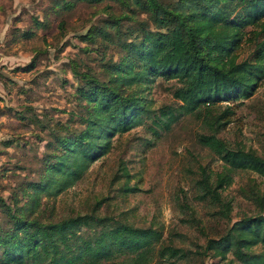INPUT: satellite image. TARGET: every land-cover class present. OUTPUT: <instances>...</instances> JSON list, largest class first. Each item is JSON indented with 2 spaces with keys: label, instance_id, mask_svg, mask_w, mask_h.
I'll use <instances>...</instances> for the list:
<instances>
[{
  "label": "rangeland",
  "instance_id": "obj_1",
  "mask_svg": "<svg viewBox=\"0 0 264 264\" xmlns=\"http://www.w3.org/2000/svg\"><path fill=\"white\" fill-rule=\"evenodd\" d=\"M114 1L0 0V198L10 209L6 211L0 202V234L10 231L19 215L12 200H18L17 206L25 201L29 185L41 179L58 142L83 128L80 117L86 116V105L78 102L76 88L86 78L105 82L106 66L126 52L122 43L140 40L136 25L146 20L140 13L129 22L122 18L119 32L106 28L105 36L98 34L103 21L127 15L125 5ZM160 1L173 7L178 0ZM263 19L250 20L240 28L244 34L234 53L236 62H254L255 45L262 36L255 33ZM88 30L92 39L82 38ZM177 87L176 80L161 77H149L137 87H121L125 93L138 88L142 112L137 124L115 133L104 154L72 186L52 198L39 195L35 216L43 222L77 214L95 217L77 228L73 246L93 243L120 224L146 230L147 238L151 237L146 264H225L228 260L244 264L231 253L205 246L233 223L264 215V198L261 205L255 199L264 195V175L246 168L229 169L199 144L197 136L211 131L201 119V109L182 112L172 96ZM225 107L228 113L222 120L226 122L216 137L229 147L264 158V76L251 96L218 101L209 110L215 114ZM224 174L227 182L216 188L219 202L202 197L199 179L207 175L215 185L218 175ZM124 185L133 187L132 192L124 193ZM105 240L106 252L99 264H130L128 259L137 250L147 248L133 250ZM162 245L182 253L164 257L165 250L158 257ZM248 252L259 254L260 244L250 246Z\"/></svg>",
  "mask_w": 264,
  "mask_h": 264
},
{
  "label": "trees",
  "instance_id": "obj_2",
  "mask_svg": "<svg viewBox=\"0 0 264 264\" xmlns=\"http://www.w3.org/2000/svg\"><path fill=\"white\" fill-rule=\"evenodd\" d=\"M114 2L124 4L127 15L103 21L98 34L105 36L106 28L119 32L122 18L129 22L140 13L146 15V20L136 25L140 40L122 43L126 52L118 61L106 66L109 76L105 82L86 78L76 88L78 102L83 101L86 105V116L80 117L83 128L70 132L71 136L58 142V150L44 166L41 179L29 185L30 193L25 194V201L17 206L18 200H12L19 215L14 217L12 229L0 234V264H99L106 252L102 245L107 238L133 250L150 244L151 237L147 238L146 230L120 224L98 235L93 243L81 241L80 245L73 246L71 242L77 238V228L89 219L91 222L96 220L95 217L77 214L43 222L35 216L39 195L43 193L44 197L52 198L72 186L88 166L104 154L115 133L126 132L137 124V117L142 112L138 88L125 93L121 87H137L149 77L174 79L179 83L172 96L180 102L183 113L201 109V119L211 132L199 134V144L208 148L229 169L246 168L264 175V158L239 147H229L216 137L215 132L226 122L222 119L228 108L215 114L209 110L218 101L251 96L258 80L264 76V19L258 24L259 32L255 33L262 36L255 45L254 62H236L234 54L243 39L240 28L250 20L264 17V0H178L173 7L160 0ZM146 23H151L154 29H149ZM92 37L88 30L82 38ZM226 180V174L218 175L215 185H211L207 175L202 176L199 179L202 197L207 196V200L218 203L216 188ZM132 190L133 187L127 185L122 189L124 193ZM263 198L264 195H255L260 205ZM0 202L6 211L10 210L1 198ZM221 210L224 212L225 208ZM254 244H260L259 254L248 252ZM217 247L221 250L219 253H231L244 264H264V215L239 220L217 240H207L205 249ZM147 249L137 250L128 259L130 264H146ZM181 253L171 245H162L157 255L177 258Z\"/></svg>",
  "mask_w": 264,
  "mask_h": 264
}]
</instances>
